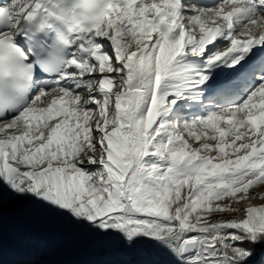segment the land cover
<instances>
[{
    "label": "snow or ice",
    "instance_id": "obj_1",
    "mask_svg": "<svg viewBox=\"0 0 264 264\" xmlns=\"http://www.w3.org/2000/svg\"><path fill=\"white\" fill-rule=\"evenodd\" d=\"M260 189L264 0H0V249L264 264Z\"/></svg>",
    "mask_w": 264,
    "mask_h": 264
},
{
    "label": "rangeland",
    "instance_id": "obj_2",
    "mask_svg": "<svg viewBox=\"0 0 264 264\" xmlns=\"http://www.w3.org/2000/svg\"><path fill=\"white\" fill-rule=\"evenodd\" d=\"M253 201H255L257 204L264 203V200L259 199ZM17 250L33 252L34 254L38 253L37 259L33 262H38L41 258L47 262L48 258H53L52 256H50L52 255V251L53 253L55 252V250H51V252H49L50 250H43V248L36 244L35 241L30 239L28 234L22 229L21 225L16 220L12 219L11 217L5 216V219L3 221L2 249H0V255ZM73 257H75L74 260L71 259L69 261H78L82 259V257L79 256ZM56 260H54L53 264H61L62 261H65L64 259H60L57 261ZM66 261H68V259Z\"/></svg>",
    "mask_w": 264,
    "mask_h": 264
},
{
    "label": "bare ground",
    "instance_id": "obj_3",
    "mask_svg": "<svg viewBox=\"0 0 264 264\" xmlns=\"http://www.w3.org/2000/svg\"><path fill=\"white\" fill-rule=\"evenodd\" d=\"M252 203L253 204H257L255 201H252ZM49 252H51V250L49 251ZM47 254V253H46ZM49 256V255H48ZM50 256H52L53 257V259L54 260H60V259H64L65 261L68 259V261L69 260H74V258L75 257H73V256H67V255H64V254H62V253H59V252H57V251H55L54 253H53V251H52V255H50ZM56 260V261H57ZM41 261H44V259H39V261L38 262H32V261H30V263L29 264H39V262H41ZM32 262V263H31ZM63 262V261H62ZM9 264H11V262L9 263ZM16 264H28V263H23V262H19V263H16ZM55 264H57V263H55Z\"/></svg>",
    "mask_w": 264,
    "mask_h": 264
},
{
    "label": "water",
    "instance_id": "obj_4",
    "mask_svg": "<svg viewBox=\"0 0 264 264\" xmlns=\"http://www.w3.org/2000/svg\"><path fill=\"white\" fill-rule=\"evenodd\" d=\"M51 259H53V258H51Z\"/></svg>",
    "mask_w": 264,
    "mask_h": 264
}]
</instances>
